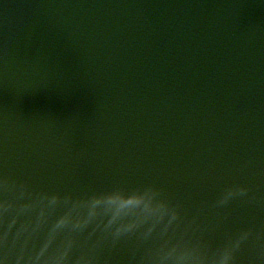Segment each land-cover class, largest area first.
<instances>
[{
	"label": "water",
	"instance_id": "obj_1",
	"mask_svg": "<svg viewBox=\"0 0 264 264\" xmlns=\"http://www.w3.org/2000/svg\"><path fill=\"white\" fill-rule=\"evenodd\" d=\"M122 1L137 11V18L130 14L135 25L117 12L105 22L80 17L83 29L70 21L61 25L59 33H74L68 53L73 65L83 77L105 74L100 86H106L89 101L76 84L65 85V101L57 108L70 113L65 125L52 111L58 100L43 97L61 85L56 74L45 75L37 87L26 84L37 93L25 102L31 110L22 117L11 105L14 85L7 72L17 56V35L22 37L19 22L29 18L37 42L42 21L36 11L58 14L63 4L0 0V108L6 111L0 114V139L10 157L4 171L29 176V182L20 181L21 197L39 199L25 213L0 203L6 235L0 264H115L100 245L107 235L127 237L128 264H213L218 258L264 264V0H166L163 13L174 19L172 27L161 25L153 1ZM56 21L52 17L45 30ZM173 34L179 38L170 47ZM109 57L122 65L119 75L109 73ZM77 68L62 69L67 77ZM23 70L17 77L27 82ZM24 95L21 90L14 103ZM68 134L72 139L60 142ZM50 154L64 173L49 178L53 194L31 185L47 182V173L35 169L44 156L52 161ZM186 154L188 161L175 163ZM107 165L114 174L104 173ZM173 165L178 170L160 172ZM240 188L247 193L234 195ZM139 189H154L167 207L145 212L138 195L132 198ZM41 219L45 224L37 226ZM244 233L247 239L233 252L232 243Z\"/></svg>",
	"mask_w": 264,
	"mask_h": 264
},
{
	"label": "clouds",
	"instance_id": "obj_2",
	"mask_svg": "<svg viewBox=\"0 0 264 264\" xmlns=\"http://www.w3.org/2000/svg\"><path fill=\"white\" fill-rule=\"evenodd\" d=\"M247 193V189L245 188H240V189H237L235 190V193L234 195H245ZM227 201L225 200H220L219 201V204H224L226 203ZM249 233H244L242 236H240L237 240H235L233 243H232V251L234 252L235 249H238L240 247V244L241 242L244 240V239H247ZM213 264H224V260L223 258H218L217 260H215L213 262Z\"/></svg>",
	"mask_w": 264,
	"mask_h": 264
}]
</instances>
